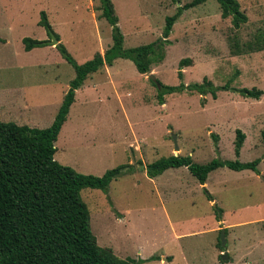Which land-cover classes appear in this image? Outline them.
Returning <instances> with one entry per match:
<instances>
[{
  "label": "rangeland",
  "instance_id": "1",
  "mask_svg": "<svg viewBox=\"0 0 264 264\" xmlns=\"http://www.w3.org/2000/svg\"><path fill=\"white\" fill-rule=\"evenodd\" d=\"M192 1L113 0L124 49L157 42L166 18ZM237 1L248 17L239 30L232 18L222 19L217 0H208L184 11L163 61L149 74L118 59L76 93L55 143V160L98 177L119 166L135 168L113 181L107 193L81 192L98 244L121 259L155 255L158 260L141 264H264V95L255 100L221 91L213 99L185 91L165 96L161 104L150 79L190 86L208 78L218 87L231 82L234 89L264 92V51L233 52L236 47L245 52L264 35V0ZM43 11L50 32L39 25ZM101 15L100 0H0L1 121L40 129L52 125L76 72L51 34L82 65L113 44L112 27ZM26 38L49 45L27 52ZM184 59L192 65L180 69ZM238 130L246 136L240 157ZM172 155L191 156L201 165L215 159L260 163L257 172L220 168L210 173L207 185L186 168L155 179L146 175L145 166ZM220 219L225 226L219 230Z\"/></svg>",
  "mask_w": 264,
  "mask_h": 264
},
{
  "label": "trees",
  "instance_id": "2",
  "mask_svg": "<svg viewBox=\"0 0 264 264\" xmlns=\"http://www.w3.org/2000/svg\"><path fill=\"white\" fill-rule=\"evenodd\" d=\"M208 0H194L179 7L176 14L166 18L163 36L155 43L124 49V37L118 27L119 18L113 0H100L101 17L112 27V46L104 55L97 54L92 60L80 65L70 55L64 45L59 44L63 58L73 66L76 77L52 123L46 129L19 125L0 120V264H141L143 260L121 259L112 249L101 247L91 229V215L83 202L84 189L109 191L110 185L120 176L133 173L132 165L119 166L107 171L103 176L86 175L55 160L57 142L76 93L87 79L104 66H113L118 59L132 61L137 71L146 75L153 65L163 61L164 46L168 44L173 27L184 11L206 3ZM222 19L232 18L233 27L239 30L248 22L237 0H217ZM39 25L51 31L46 12H41ZM59 40V39H58ZM27 52L49 45L48 41L26 38L23 40ZM234 49L236 56L241 53L264 51V35L258 36L245 52ZM192 60L180 62V69L191 66ZM179 77L183 78L180 70ZM231 83V82H230ZM230 83L218 87L205 78L203 83L185 86H166L160 83L159 100L185 91L201 96L210 94L218 98L221 91L239 93L247 99L260 100L263 90L234 89ZM156 86V84L153 82ZM246 139L238 130L235 155L240 157ZM260 161L249 163L221 161L215 159L208 164H197L191 156L172 155L144 167L146 175L155 179L170 169L187 168L201 185H205L210 173L220 168L242 172H257ZM142 165V164H141ZM143 166V165H142ZM210 201L213 199L209 196ZM220 216V215H219ZM222 219H220L221 221ZM226 235V232H225ZM224 250H222L223 252ZM149 260L156 261L158 257Z\"/></svg>",
  "mask_w": 264,
  "mask_h": 264
},
{
  "label": "water",
  "instance_id": "3",
  "mask_svg": "<svg viewBox=\"0 0 264 264\" xmlns=\"http://www.w3.org/2000/svg\"><path fill=\"white\" fill-rule=\"evenodd\" d=\"M51 37H52V41H51L52 44L57 47L59 45V40L53 34H51ZM150 79L156 84V86L158 88L161 87L160 82L156 79V77L154 75H150ZM173 139H174V144H175V150L177 152H179L180 151V148H179L178 143H177V137L174 136ZM222 241H223L224 244L226 243V240H225V230L222 231ZM223 260H225V261L226 260H229L228 254H224Z\"/></svg>",
  "mask_w": 264,
  "mask_h": 264
},
{
  "label": "crops",
  "instance_id": "4",
  "mask_svg": "<svg viewBox=\"0 0 264 264\" xmlns=\"http://www.w3.org/2000/svg\"><path fill=\"white\" fill-rule=\"evenodd\" d=\"M243 146H244V145H243ZM242 148H243V147H242ZM241 151H242V149H241ZM186 169H187V168H186ZM187 170H188V169H187ZM205 185H207V182H206ZM214 202H215V201H214V199H213V201H211V203L214 204ZM221 223H222V225H221V227L219 228V230H220L221 228H224V226H225V225L223 224L224 221H221L220 224H221ZM139 254H141V253L139 252ZM147 254H148V253H147ZM221 254H223L222 251H221ZM152 257H155V255H150V256L144 257V258H143V261H144V262H148V260H149L150 258H152ZM166 257H167V256H166ZM133 259H134V258H133ZM135 260H137V259H135ZM141 260H142V259H141Z\"/></svg>",
  "mask_w": 264,
  "mask_h": 264
}]
</instances>
